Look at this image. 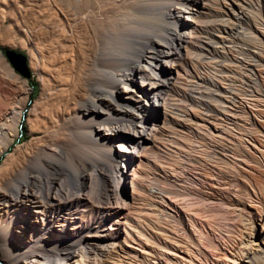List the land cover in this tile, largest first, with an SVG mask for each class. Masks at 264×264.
<instances>
[{"label": "bare ground", "instance_id": "6f19581e", "mask_svg": "<svg viewBox=\"0 0 264 264\" xmlns=\"http://www.w3.org/2000/svg\"><path fill=\"white\" fill-rule=\"evenodd\" d=\"M15 2L22 19L17 27L27 38L41 92L26 115L29 138L10 152L30 98L26 81L0 113V155L6 153L0 163V264H67L78 252L106 253L98 228L109 222L108 206L122 202L128 154L155 129V106L168 104L173 75L168 64L183 56L188 21L204 13L201 0ZM9 5L0 0V28ZM251 58L240 92L249 89L264 99L257 82L261 64ZM0 60L7 65L1 50ZM153 96L158 103L152 106ZM234 106L249 132L238 128L241 133L233 135L218 127L194 133L189 151L175 139L169 153L163 151L173 163L159 165V180L139 190L157 199L156 242L183 257L154 250L158 264L213 257L210 264H264V176L258 160L240 146L245 133L257 141V130L244 105ZM255 114L264 117L263 110ZM193 143L206 147L202 157L191 154ZM239 164L257 174L244 175ZM248 206L257 213L247 212ZM198 224L211 228L208 238L194 237L189 226ZM66 228L74 233L65 234Z\"/></svg>", "mask_w": 264, "mask_h": 264}, {"label": "rangeland", "instance_id": "374dc122", "mask_svg": "<svg viewBox=\"0 0 264 264\" xmlns=\"http://www.w3.org/2000/svg\"><path fill=\"white\" fill-rule=\"evenodd\" d=\"M8 2L10 9L7 12V20L4 21L5 26L0 28V50L23 54L27 59L30 77L21 76L5 58L7 65L0 60V113L11 106L22 80L26 81L31 89L28 106L23 113L21 125L18 126L19 135L8 147L10 152L16 144L25 142L29 138L26 115L29 107L40 95L41 84L39 71L30 65L31 53L25 41L27 38L21 33L22 29L17 27V23L22 22L17 13L18 6L15 0H8ZM202 3L208 5L203 8ZM200 5V11L204 14L196 20L190 17L192 21H188V32L182 37L185 39L181 48L183 56L168 64L173 72L170 89L165 96L168 104L164 106L163 102L161 106H155L159 117L155 129L146 136V143L141 148H132V153L128 154L130 164L122 170L126 178L125 191L121 192L122 202L116 204L113 201L111 206H108L109 222L106 226L100 225L98 228L100 231L98 235L102 237H99L97 241L103 243L106 253L95 251L86 256L82 253L83 251L78 252L77 257L72 258L67 264H158L159 260L156 259L154 250H160L162 247L156 242V235L159 232L154 228L155 218H159L155 206L157 199L147 189L142 192L139 190L143 188V185L159 180L156 173L159 165L169 166V164H163L165 161L173 163L174 160L170 154H164L163 151L169 153L175 139L182 140L186 145L185 150L189 151L192 148L190 138L194 133L206 135L213 133L218 127L235 135L241 133L238 128L249 132V125H245L239 119V113H237L239 109L234 104L244 105V110L250 112L253 117L251 129L257 130L255 132L258 140L255 141L245 133L241 137L242 142L239 143L242 149L251 152L258 160L261 167L256 164L259 167L257 169H260L264 176V117L255 114L256 110L264 111V99L257 93H250L249 89L247 94L241 95L239 87L241 76L247 75L246 64L253 56L254 60H257L253 64H261V71L257 72V82L258 89L264 92V0H207L205 2L201 0ZM24 28L23 32L27 29ZM232 28L235 29L232 31ZM182 31L179 30L180 34ZM137 82L139 83V80ZM32 84L36 86L35 95ZM226 96L235 97L237 102H232V98ZM150 103L153 106V103H158V99L153 96L150 98ZM250 108L253 113L248 111ZM194 144L196 149L191 154L202 157V154L206 153V147ZM5 156L6 153L0 155V163ZM239 166L246 176L257 174L245 164H239ZM166 198L167 201L170 200L169 195ZM177 198L172 199L173 203H177L175 206L181 209ZM169 211L174 213L172 208H169ZM249 211L257 213V209L248 206L247 212ZM219 216L218 214V218ZM263 226L264 219L260 227ZM189 227L197 239L201 236L208 238L212 231L210 227L206 228L201 224ZM104 228L105 231H102ZM68 233H74V231L66 228L65 234ZM68 239L71 240L72 237ZM161 250L167 254L171 252L170 257L176 256L180 260L183 258L180 254H174L173 251ZM0 255H2L1 245ZM213 260L214 257L212 260L210 258L211 262L194 258L197 264H210ZM186 261L188 263L189 260ZM167 264H171L169 260Z\"/></svg>", "mask_w": 264, "mask_h": 264}, {"label": "water", "instance_id": "95a60500", "mask_svg": "<svg viewBox=\"0 0 264 264\" xmlns=\"http://www.w3.org/2000/svg\"><path fill=\"white\" fill-rule=\"evenodd\" d=\"M1 55L21 76L25 78L30 77L27 59L23 54L10 50H4V51L1 50Z\"/></svg>", "mask_w": 264, "mask_h": 264}, {"label": "trees", "instance_id": "16d2710c", "mask_svg": "<svg viewBox=\"0 0 264 264\" xmlns=\"http://www.w3.org/2000/svg\"><path fill=\"white\" fill-rule=\"evenodd\" d=\"M32 88H33V92H34V95H35V93H36V86H35V84H32Z\"/></svg>", "mask_w": 264, "mask_h": 264}]
</instances>
